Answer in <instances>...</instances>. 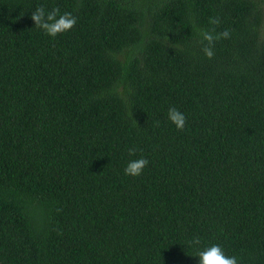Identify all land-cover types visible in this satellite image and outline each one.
I'll return each instance as SVG.
<instances>
[{"label": "trees", "instance_id": "1", "mask_svg": "<svg viewBox=\"0 0 264 264\" xmlns=\"http://www.w3.org/2000/svg\"><path fill=\"white\" fill-rule=\"evenodd\" d=\"M38 6L77 24L50 37ZM197 29L231 35L208 59ZM211 245L264 264V0H0V264H199Z\"/></svg>", "mask_w": 264, "mask_h": 264}, {"label": "clouds", "instance_id": "2", "mask_svg": "<svg viewBox=\"0 0 264 264\" xmlns=\"http://www.w3.org/2000/svg\"><path fill=\"white\" fill-rule=\"evenodd\" d=\"M32 21L35 23V28L44 30L50 37H57L65 32L72 30L77 24V18L71 12L61 13L59 7L46 10L44 6H38L31 15ZM209 23L218 26L219 18H210ZM214 31V30H213ZM198 34L202 37V43L207 42L203 47V52L208 59L214 58L215 42L221 39L230 38V30H225L213 35L212 31L197 29ZM168 119L173 123L179 131H183L186 125V117L175 107H170L168 110ZM129 155L135 156L136 149H129ZM149 161L142 156L139 159L130 160L124 169L125 175L138 177L143 173V170L148 166ZM199 237L189 241L190 245H200ZM199 264H238L236 257H229L219 245H211L197 252Z\"/></svg>", "mask_w": 264, "mask_h": 264}]
</instances>
